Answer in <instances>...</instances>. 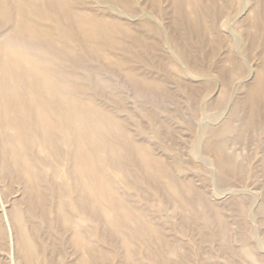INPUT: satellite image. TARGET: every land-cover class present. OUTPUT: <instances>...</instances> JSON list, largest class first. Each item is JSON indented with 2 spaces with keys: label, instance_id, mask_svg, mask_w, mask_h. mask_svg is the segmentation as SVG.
I'll use <instances>...</instances> for the list:
<instances>
[{
  "label": "rangeland",
  "instance_id": "rangeland-1",
  "mask_svg": "<svg viewBox=\"0 0 264 264\" xmlns=\"http://www.w3.org/2000/svg\"><path fill=\"white\" fill-rule=\"evenodd\" d=\"M1 26L52 56L74 130L28 119L29 195L0 117V264H264V0H0Z\"/></svg>",
  "mask_w": 264,
  "mask_h": 264
},
{
  "label": "bare ground",
  "instance_id": "bare-ground-1",
  "mask_svg": "<svg viewBox=\"0 0 264 264\" xmlns=\"http://www.w3.org/2000/svg\"><path fill=\"white\" fill-rule=\"evenodd\" d=\"M6 27L7 26H1L0 27V106L2 107V106H6V104L7 105L13 104L11 107V110H12V112L16 110L17 113H14V115H12L13 113L10 112V113H12V114H10L8 112V111H11L10 109H7L4 111L3 109L7 108L8 107L7 106L5 108L0 109V111H2V112H0V117H1V122L3 125L2 126L3 129L6 127H9L10 125L12 128V126H13L12 124L14 122L17 123L15 125L16 132H12L11 133L12 135L8 134V133H10V132H8L7 133L8 135H6L7 142L9 143V145L11 146V149H12L11 154H13V155H11V156H12V159H14L15 157H18L17 156L18 150H19L18 148H20L21 146L24 147L25 145H27L25 147L30 148L29 145L27 143H25V141H24V140H26L25 139L26 134L24 133L25 129H22V128L28 127L27 123H29V122L34 127L36 125H42V123L45 122L47 119L51 120L50 113L53 115V112H51V111L57 110L58 105L63 106V108H64V111H65V114L67 117V122L64 124L63 130L69 138L73 134L74 126H73V123H71L69 121L70 120L69 117L71 114L70 113V110H71L70 104H71L72 100H70L68 98L67 99L66 98L55 99V96H54L57 86H56V82H55L56 80H55V74H54V72H55L54 66L51 62L52 56L50 54L52 52H50V54H49V56H51V57H49L48 60L43 61L44 66L41 65L42 59L40 56V50L43 49L44 45L40 44L38 42H32V41L28 42L22 38L15 39L14 33L10 34L11 33L10 29H9V33L6 32V30H5V29H7V31H8V28H10V27H8V28H6ZM5 32L8 33V35H5L4 34ZM1 35H3V36H1ZM49 42H50V40H49ZM50 43H48V44H50ZM40 77L41 78L45 77L47 79V81L43 82L40 79ZM11 87L18 90V91L23 90V92L22 91L21 92H22V94L26 100V102H24V101L23 102H24V104L26 103L28 106L27 110L25 109V111L26 112L29 111L26 113L27 116L25 113H23L25 115L24 119L22 117L23 116L22 111H24V109L22 110L19 108L22 105L24 106V104L18 103L19 101H21V103H23L22 97L19 98V95L21 93L19 94L18 91L12 89ZM14 91H16V92H14ZM14 93L18 96V98H17V96H15ZM24 97H23V99H24ZM17 99L18 100L21 99V100L17 101V103H16ZM16 104L18 106L20 104L21 106H19V107L17 106L18 108L16 109L15 108ZM56 105H57V107H56ZM13 106H14L15 110L13 109ZM23 108H25V106ZM50 109H52V110H50ZM19 112H21V113H19ZM28 119H29V122H28ZM53 123H54L53 121L50 122L51 127L53 129L52 132L55 135L56 130L58 129V126H57V124H55V123L53 124ZM9 129H10V127H9ZM37 129H35V131H37ZM32 130H34V129H32ZM79 148L81 150H84L86 148V143L81 142L79 145ZM9 150H10V148H9ZM18 155L20 156V158L19 157L15 158L16 161H13L15 163L14 165H16V166H18V164H16L17 159L21 160V155L20 154H18ZM28 155H29V156H27L28 159H25V161H22L23 163L20 161L22 164L20 162H17V163L21 164V167H20L21 169H19V170L25 171L27 173L26 174L27 176L23 175L24 176V178H23L21 176V173H18L17 177L19 178V181H22L25 183L26 191L29 195L36 192L40 196L44 197V193L46 192V190L51 188V187L45 186V185L43 187L41 184H39V182L36 181V179L34 178L35 170H36L35 162L33 161L34 157L32 156V154H28ZM12 159L10 158V160H12ZM3 161H4L5 166L8 167L9 172H11V170H13V166H12L11 162L9 161V159L3 160ZM25 162H27V163H25ZM19 172H21V171H19ZM66 174L69 175L68 172ZM31 176H32V179H31ZM25 178H27V179L24 181ZM64 193L67 196V200L60 203L59 206L61 207V209H60V212L58 214H60V215L63 214L64 217L67 216V218L70 219L71 210L73 207V198H72L73 192L71 193L70 189L69 190L66 189L64 191ZM69 197H70V199H69ZM83 199H84V201L82 203L83 209H81V213H80L81 216L80 217H81V224L84 225L88 221V216H87V204H86L84 195H83ZM54 212H55L54 206L50 205L46 208L45 215H44V220L49 223V229L48 230H50V233H51L50 235H52V236L57 235V233H56L57 232V230H56V222L57 221L55 219ZM60 215H58V216H60ZM68 229H69L68 227L64 229V234L67 231L69 233L70 229L69 230ZM81 229H82V226H81ZM62 231L60 234H62ZM16 236L17 235H14V237H16ZM20 237L19 238L17 237L16 239L15 238L14 239H15V241L17 240L16 244H17L18 248L20 249L21 253H24L25 255H27L26 253L28 252V244H27L28 242H26L25 239H22V237L20 239ZM61 240H62V238H61ZM25 258H27V256Z\"/></svg>",
  "mask_w": 264,
  "mask_h": 264
}]
</instances>
